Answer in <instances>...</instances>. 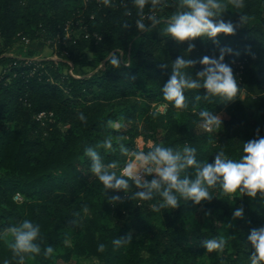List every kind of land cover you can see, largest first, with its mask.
<instances>
[{"label":"trees","instance_id":"16d2710c","mask_svg":"<svg viewBox=\"0 0 264 264\" xmlns=\"http://www.w3.org/2000/svg\"><path fill=\"white\" fill-rule=\"evenodd\" d=\"M225 3L224 18L237 25L236 32L221 34L219 44L197 38L189 58L197 61L195 75L203 67L200 57L231 47L226 62L240 91L227 104L201 101L193 111L194 92H185L187 109H176L161 91L171 72L162 65L184 55L188 42L164 37L163 22L139 32L132 0H0V230L23 219L41 227L42 252L26 255L23 264H80L81 258L94 264H249L247 235L264 226V198L230 197L215 188L214 198L201 205L181 201L177 209L159 211L151 207L155 200L113 205L83 156L86 146L110 132L125 136L129 147L147 148L149 140L173 147L189 143L197 147L198 159L210 162L219 150L238 158L243 142L257 138L258 129L264 135V0H244L239 9ZM164 4L158 15L166 19L174 0ZM241 15L247 17L243 24ZM67 35L71 38L57 50L59 61L10 54L21 42H62ZM114 48L123 52L119 69L105 60ZM66 61L93 71L75 76L64 71ZM154 104L166 105L167 113L155 111ZM201 108L221 115L223 125L212 132L200 128ZM81 112L86 122L78 118ZM121 118L126 127L119 132L106 127L109 119ZM100 151L106 161L124 159ZM239 206L244 218L236 220L223 251L207 253L202 240L219 236L214 215L227 217ZM129 234L130 243L113 245V239ZM100 243L103 252L97 250ZM47 245L54 248L49 257L43 255ZM4 261L19 264L0 238V264Z\"/></svg>","mask_w":264,"mask_h":264},{"label":"clouds","instance_id":"9594fccd","mask_svg":"<svg viewBox=\"0 0 264 264\" xmlns=\"http://www.w3.org/2000/svg\"><path fill=\"white\" fill-rule=\"evenodd\" d=\"M132 3L138 10L134 24L139 32L144 33L163 22L165 26L161 34L164 37L176 43L188 42L184 55H178L168 65H162L171 69L161 88L165 101L176 109H187L189 101L185 92L192 91L195 111V105L201 101L227 104L237 97L240 91L238 81L231 64L226 62V56L234 52L231 47H220L218 56L200 57L199 64L203 67L195 75L192 69L197 61L189 58L196 47L194 41L197 38L211 39L219 44L217 37L221 34L232 35L236 32L237 25L224 18L228 7L225 0H174L175 10L166 19L158 15V11L165 6L164 0H132ZM230 3L239 9L244 0H230ZM246 20L247 17L241 15L239 23L243 24ZM128 26L127 22L123 25L124 29ZM122 57L121 49L114 48L105 55V60L113 68L119 69ZM198 116L199 127L207 132L223 125L222 116L208 108H201ZM78 118L81 122L87 119L82 112ZM106 127L119 132L126 125L123 118L109 119ZM125 140V136H114L110 132L100 142L88 145L83 150V156L90 161V172L103 185L106 197L113 205L125 199L139 202L155 200L151 207L156 211L177 209L181 201H191L196 205L211 201L214 198L211 189L215 188L230 197L264 198V135H259V129L257 138L242 143V153L238 158L219 150L211 162L198 159L197 147L189 143L173 147L149 140L147 148H144L139 145L129 147ZM101 149L105 153L118 152L124 159L106 161ZM244 215L243 206L235 207L232 211L234 220L242 219ZM9 234L11 239H8ZM0 238L7 240L14 256L19 258V264H23L26 255H40L42 252L41 227L30 219H23L0 230ZM131 239L129 234L127 238L116 237L112 243L118 247L130 243ZM247 241L251 246L249 264H264V226L252 228ZM226 243L222 235L202 240L207 253L223 251ZM104 249L105 245L100 243L97 250L103 252ZM53 253L52 245L43 248L44 256L49 257ZM4 264H8V261H4Z\"/></svg>","mask_w":264,"mask_h":264},{"label":"rangeland","instance_id":"374dc122","mask_svg":"<svg viewBox=\"0 0 264 264\" xmlns=\"http://www.w3.org/2000/svg\"><path fill=\"white\" fill-rule=\"evenodd\" d=\"M80 32H76V35H79ZM71 38V36L67 35L66 40L64 41H56V42H44V41H33V42H21L17 45H15L10 52L11 55L16 56V57H31L32 59L36 61L40 60H54V61H59V56L57 54V50L60 44L65 45L67 41ZM89 60L92 59V56H89ZM68 63V67L64 69L65 72L71 73L75 76L80 77L84 73H90L93 71V68L91 66H86L83 69H77L73 66V64L70 61H66ZM1 71V68H0ZM245 95H243V98ZM153 108L155 111L166 114L167 109L166 107L161 104H154ZM163 136V133L161 134V138ZM16 201L19 203L23 202V199L20 196L16 197ZM222 215L221 212L217 213L214 215L215 219V230L217 231L219 236H224L225 239L229 238V236L234 232V227L236 220L232 218V215H229L227 217H221ZM112 223H115V220H111ZM187 221L189 223L194 222V214L191 213L188 216ZM8 239H11V236L9 234ZM96 261L94 259H88V258H81L80 259V264H94Z\"/></svg>","mask_w":264,"mask_h":264},{"label":"built area","instance_id":"2783aa9c","mask_svg":"<svg viewBox=\"0 0 264 264\" xmlns=\"http://www.w3.org/2000/svg\"><path fill=\"white\" fill-rule=\"evenodd\" d=\"M165 107H166V109H167V106L166 105H164ZM43 116V114L40 116V117H42Z\"/></svg>","mask_w":264,"mask_h":264}]
</instances>
